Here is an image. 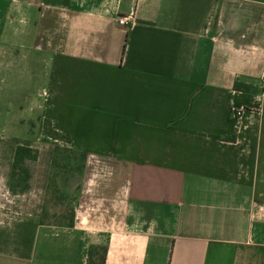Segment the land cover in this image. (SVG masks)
I'll return each instance as SVG.
<instances>
[{
  "label": "crops",
  "instance_id": "obj_1",
  "mask_svg": "<svg viewBox=\"0 0 264 264\" xmlns=\"http://www.w3.org/2000/svg\"><path fill=\"white\" fill-rule=\"evenodd\" d=\"M18 1L20 47L49 65H31L33 97L32 67L0 65V264L94 247L104 264H264V0ZM37 117L86 154L78 207L101 201L71 227L40 223L51 143L12 135ZM18 146L37 159L14 171Z\"/></svg>",
  "mask_w": 264,
  "mask_h": 264
},
{
  "label": "rangeland",
  "instance_id": "obj_2",
  "mask_svg": "<svg viewBox=\"0 0 264 264\" xmlns=\"http://www.w3.org/2000/svg\"><path fill=\"white\" fill-rule=\"evenodd\" d=\"M10 3V22L8 20L0 21V65H27L32 67V69H27L26 73V97L37 96L38 92L35 90L45 87L44 76H42L43 70H34L31 65H49V61L47 57L36 54L33 50L22 51L20 46H23V42L18 39V32L21 29L24 31L27 26L24 25L23 19L18 17L17 5L19 1L11 0ZM258 92L262 93L260 85ZM12 111L14 110L11 102ZM39 120L41 121V130L36 127ZM45 121L50 123L47 119L34 118L26 133H12V135L18 137L19 140H17L24 144L49 147L48 143H51L53 150L56 146L59 147L55 155L53 154L55 158L53 165L51 160V169L46 183L40 221L42 223L67 226L75 221L76 214L81 218V214L85 212L88 203L91 208H94L101 201L97 199L99 202L93 204L86 200L80 208L78 207L77 195L80 193L81 172H77V168L81 167L82 164V159L79 156L81 151L73 150L64 140L59 141L47 137L43 131ZM12 124L14 122L11 119Z\"/></svg>",
  "mask_w": 264,
  "mask_h": 264
},
{
  "label": "trees",
  "instance_id": "obj_3",
  "mask_svg": "<svg viewBox=\"0 0 264 264\" xmlns=\"http://www.w3.org/2000/svg\"><path fill=\"white\" fill-rule=\"evenodd\" d=\"M234 89L236 91L255 93V91L252 90L251 86L243 85V84H235ZM43 131H44V134L49 138H52L54 140H59V141L64 140L67 143H69V140L66 137H64L63 135H59V133L53 131L50 128L49 122H46V121L44 122ZM231 140L233 139L231 138ZM57 150H59V147L56 146L53 150L54 155ZM79 156L82 159L81 160L82 164H81V167L77 168V172H82L84 169L86 154L84 152H80ZM36 159H37V150L31 149L28 147L18 146L16 147L15 152H14L12 169L14 171H20L22 169V165L24 161L26 160L35 161ZM54 160L55 158L53 157L52 165H53ZM40 223L42 222L40 221ZM72 225H73V222L67 225V227H71ZM105 254H106L105 247H94V248L89 249L87 252V264H104Z\"/></svg>",
  "mask_w": 264,
  "mask_h": 264
},
{
  "label": "built area",
  "instance_id": "obj_4",
  "mask_svg": "<svg viewBox=\"0 0 264 264\" xmlns=\"http://www.w3.org/2000/svg\"><path fill=\"white\" fill-rule=\"evenodd\" d=\"M132 23V17L131 16H128V17H121L119 18L118 20V24L120 26H129L130 24ZM260 88H261V91L262 93L260 94V97L264 94V74L262 76V79H261V83H260ZM241 114V111L240 110H233V115L235 116H239ZM90 202H92L93 204L99 202L96 200H89ZM100 206H101V203H97L96 207L94 208H91L89 206V203H88V206L86 207V210H85V213H88L89 215L93 214V216H95L96 213L99 212V209H100ZM97 217H98V214H97ZM96 220H98L97 218H95ZM79 223L81 222V218L78 217V220H77Z\"/></svg>",
  "mask_w": 264,
  "mask_h": 264
}]
</instances>
